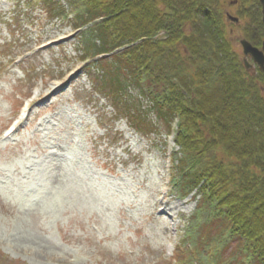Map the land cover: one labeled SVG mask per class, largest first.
I'll return each instance as SVG.
<instances>
[{
  "label": "rangeland",
  "instance_id": "1",
  "mask_svg": "<svg viewBox=\"0 0 264 264\" xmlns=\"http://www.w3.org/2000/svg\"><path fill=\"white\" fill-rule=\"evenodd\" d=\"M61 5L0 0V264H185L196 249L182 238L195 202L166 185L169 120L131 85L125 103L113 106L112 60L83 66V32L75 31L73 15H58L70 9ZM222 5L221 31L244 69L239 42L248 31H261L263 41V26L244 32L248 19L258 18L254 7L250 17L237 0ZM116 75L126 82L120 70ZM172 82L184 88L175 76ZM259 87L264 95V81ZM128 111L142 117L140 131ZM236 246L232 241L223 257Z\"/></svg>",
  "mask_w": 264,
  "mask_h": 264
},
{
  "label": "trees",
  "instance_id": "2",
  "mask_svg": "<svg viewBox=\"0 0 264 264\" xmlns=\"http://www.w3.org/2000/svg\"><path fill=\"white\" fill-rule=\"evenodd\" d=\"M66 2L78 27L90 23L81 38L85 57L106 55L115 66L103 72L112 71L110 80L116 81L107 95L114 107L125 103V86L133 81L168 126L177 120L172 192L181 199L191 193L197 198L182 235L196 248L185 264H264V95L259 87L264 75L242 68L221 31L223 0ZM237 3L241 15L251 17L252 7L258 13L244 32L261 25L257 0ZM58 13L68 15L62 9ZM261 35L248 31L246 38L256 46ZM174 76L186 87L182 92ZM133 114L128 118L139 130L143 122ZM212 227L218 229L215 234ZM232 241H238V251L224 258Z\"/></svg>",
  "mask_w": 264,
  "mask_h": 264
},
{
  "label": "water",
  "instance_id": "3",
  "mask_svg": "<svg viewBox=\"0 0 264 264\" xmlns=\"http://www.w3.org/2000/svg\"><path fill=\"white\" fill-rule=\"evenodd\" d=\"M260 8H261V22L262 25L264 26V0H258ZM227 18L231 21H233L234 23H238V19L234 18L230 15L227 14ZM239 45L242 49V54L244 57H250L252 62L254 64H256L260 71L262 73H264V41L262 42L261 45V50H259L258 48L252 46L248 41L241 40L239 42ZM244 65L247 69H250L251 65L245 60L244 61Z\"/></svg>",
  "mask_w": 264,
  "mask_h": 264
},
{
  "label": "flooded vegetation",
  "instance_id": "4",
  "mask_svg": "<svg viewBox=\"0 0 264 264\" xmlns=\"http://www.w3.org/2000/svg\"><path fill=\"white\" fill-rule=\"evenodd\" d=\"M233 6H235V5H233ZM260 11H261V8H260ZM229 15V14H228ZM239 20V19H238ZM260 42H262V40L260 41ZM252 44V43H251ZM257 46H259V44L258 45H256V46H254V47H257ZM257 48H259L260 49V47H257ZM245 58V57H244ZM247 59H250L251 60V58L250 57H247ZM247 59L245 58L244 59V61L246 60L247 61ZM252 61V60H251ZM253 63V62H252ZM254 64V63H253ZM251 65V67H250V69L248 70V71H252L254 68L256 69H258L259 71H260V69H259V67L256 65V64H254V65ZM261 72V71H260ZM262 73V72H261ZM263 75H264V73H262Z\"/></svg>",
  "mask_w": 264,
  "mask_h": 264
},
{
  "label": "bare ground",
  "instance_id": "5",
  "mask_svg": "<svg viewBox=\"0 0 264 264\" xmlns=\"http://www.w3.org/2000/svg\"><path fill=\"white\" fill-rule=\"evenodd\" d=\"M245 58L247 59V57H245ZM128 85H131V86L137 87V83H135V82L132 81V83L126 84V86H125V91H127L126 87H127ZM138 88H139V87H138ZM139 89H140V88H139ZM140 90H141V89H140Z\"/></svg>",
  "mask_w": 264,
  "mask_h": 264
}]
</instances>
